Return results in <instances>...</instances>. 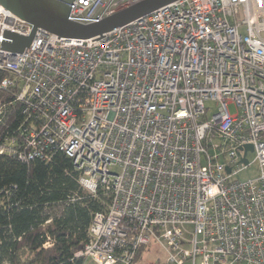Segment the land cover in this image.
Listing matches in <instances>:
<instances>
[{
	"label": "built area",
	"instance_id": "built-area-1",
	"mask_svg": "<svg viewBox=\"0 0 264 264\" xmlns=\"http://www.w3.org/2000/svg\"><path fill=\"white\" fill-rule=\"evenodd\" d=\"M139 1L74 0L68 20ZM31 28L5 12L0 45ZM0 70L22 116L0 155L62 153L86 193L109 195L77 257L133 264L156 243L165 264H264V0H179L89 40L38 30Z\"/></svg>",
	"mask_w": 264,
	"mask_h": 264
},
{
	"label": "trees",
	"instance_id": "trees-1",
	"mask_svg": "<svg viewBox=\"0 0 264 264\" xmlns=\"http://www.w3.org/2000/svg\"><path fill=\"white\" fill-rule=\"evenodd\" d=\"M7 74L0 70V82ZM21 121L15 89L0 87V147L17 138ZM77 179L71 161L59 152L49 162L0 155V264H87L89 259L76 254L109 195L101 189L89 195Z\"/></svg>",
	"mask_w": 264,
	"mask_h": 264
},
{
	"label": "water",
	"instance_id": "water-1",
	"mask_svg": "<svg viewBox=\"0 0 264 264\" xmlns=\"http://www.w3.org/2000/svg\"><path fill=\"white\" fill-rule=\"evenodd\" d=\"M74 0H0L4 12L29 24L32 28L28 36L3 31L0 50L11 55L22 54L29 48L36 32L42 30L67 40H89L102 37L139 18L145 17L164 6L179 0H142L101 21L80 24L68 20L69 9ZM244 153L252 152V147H243ZM246 163L243 158L241 160ZM227 172L229 170L227 169Z\"/></svg>",
	"mask_w": 264,
	"mask_h": 264
},
{
	"label": "rangeland",
	"instance_id": "rangeland-1",
	"mask_svg": "<svg viewBox=\"0 0 264 264\" xmlns=\"http://www.w3.org/2000/svg\"><path fill=\"white\" fill-rule=\"evenodd\" d=\"M3 13H0V21L2 20ZM241 33H244V30H241ZM9 77V74H7ZM206 107L209 108V115L215 113L217 111L215 103L207 102ZM228 111L230 114L235 113V107L233 105L228 106ZM254 155L249 152L247 154V158L249 161H252ZM256 176V165L254 164L251 168L246 171L238 174L234 179L239 180L240 182L247 181ZM167 255L164 250L159 247L156 243H150L149 245L144 247L143 252L140 254L139 260L134 264H165ZM87 264H92L90 260H87Z\"/></svg>",
	"mask_w": 264,
	"mask_h": 264
},
{
	"label": "bare ground",
	"instance_id": "bare-ground-1",
	"mask_svg": "<svg viewBox=\"0 0 264 264\" xmlns=\"http://www.w3.org/2000/svg\"><path fill=\"white\" fill-rule=\"evenodd\" d=\"M3 13V15H5V12L3 11V9L0 7V13Z\"/></svg>",
	"mask_w": 264,
	"mask_h": 264
},
{
	"label": "crops",
	"instance_id": "crops-1",
	"mask_svg": "<svg viewBox=\"0 0 264 264\" xmlns=\"http://www.w3.org/2000/svg\"><path fill=\"white\" fill-rule=\"evenodd\" d=\"M92 263V262H91ZM93 264V263H92Z\"/></svg>",
	"mask_w": 264,
	"mask_h": 264
}]
</instances>
